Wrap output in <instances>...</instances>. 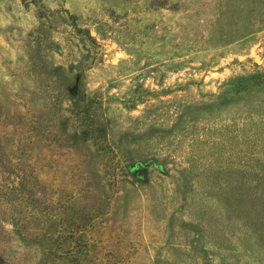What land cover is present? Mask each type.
Instances as JSON below:
<instances>
[{"label": "rangeland", "instance_id": "374dc122", "mask_svg": "<svg viewBox=\"0 0 264 264\" xmlns=\"http://www.w3.org/2000/svg\"><path fill=\"white\" fill-rule=\"evenodd\" d=\"M39 6L82 97L0 149L3 264H264V0H0V102Z\"/></svg>", "mask_w": 264, "mask_h": 264}, {"label": "trees", "instance_id": "16d2710c", "mask_svg": "<svg viewBox=\"0 0 264 264\" xmlns=\"http://www.w3.org/2000/svg\"><path fill=\"white\" fill-rule=\"evenodd\" d=\"M38 16L43 19V22L29 34L28 45V71L27 76L35 81L37 85L31 91H25V96H7L6 99L0 102V142L9 139V145L13 146L7 149V146L1 145L3 151H17L20 149L18 145L24 143L23 151L27 150V146L31 142H36L45 147L46 135L49 132L47 121L42 117L41 112L46 106L52 104L54 108L61 110L58 105L65 98L71 101V104L76 105L82 95L79 96L80 72L76 71L77 67L73 66V72L66 69L62 65H55L46 58L48 46L51 44L46 40L47 33L56 27V23H63L64 26H70V32L75 29L73 16L66 11L55 14L56 16L49 17L48 13L40 6L38 8ZM56 87L52 94L46 93L47 88ZM76 91V92H75ZM36 97V98H35ZM70 97H74L73 100ZM37 99V100H36ZM50 99V100H49ZM38 101L41 109H36L34 102ZM2 143V142H1ZM0 264H3L0 258Z\"/></svg>", "mask_w": 264, "mask_h": 264}]
</instances>
